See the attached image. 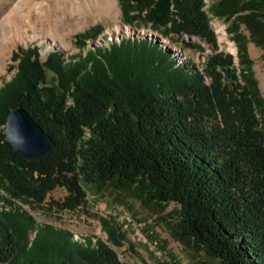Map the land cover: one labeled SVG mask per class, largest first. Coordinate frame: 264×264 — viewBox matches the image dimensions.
<instances>
[{
    "label": "trees",
    "instance_id": "1",
    "mask_svg": "<svg viewBox=\"0 0 264 264\" xmlns=\"http://www.w3.org/2000/svg\"><path fill=\"white\" fill-rule=\"evenodd\" d=\"M121 2L154 30L199 37L216 52L200 70L156 36L110 39L66 63L61 51L42 60L40 47H18V71L0 88V127L22 106L56 148L28 160L0 129V188L42 202L65 187L57 204L75 209L85 198L82 182L137 184L159 203L178 204L181 238L210 257L264 264V98L248 47L264 48V0ZM212 17L230 23L237 56L217 51ZM47 69L57 85L46 84ZM0 264L130 263L101 239L79 241L67 229L36 225L19 207H0Z\"/></svg>",
    "mask_w": 264,
    "mask_h": 264
},
{
    "label": "rangeland",
    "instance_id": "2",
    "mask_svg": "<svg viewBox=\"0 0 264 264\" xmlns=\"http://www.w3.org/2000/svg\"><path fill=\"white\" fill-rule=\"evenodd\" d=\"M16 0H0V20L10 11ZM49 2L51 0H38ZM51 1V2H50ZM209 1V0H207ZM117 7L110 4L102 8L95 3L91 10L83 15L59 9L54 15L53 24L31 28L25 24V38L13 43L0 57V88L10 81L18 71L19 58L13 57L18 47L36 45L41 49V59L45 60L50 51L58 50L63 54L65 63L71 57L85 53L89 48L108 46L110 39L117 40L125 36L158 37L163 44L182 61L194 62L200 70L206 67L208 58L216 50L196 36L186 34H164L162 27L154 30L143 16L131 17L139 12L125 9L121 0ZM100 6V7H99ZM145 15L144 12H140ZM73 14V15H72ZM133 18V19H132ZM131 20V21H130ZM134 20V21H132ZM211 24L217 34V51L229 52L235 56L238 47L228 32L230 23L219 17H212ZM87 33L88 37L81 39ZM190 45H186V43ZM249 54L253 72L264 98V48L249 41ZM201 46V48H199ZM5 48V47H4ZM84 55V54H83ZM56 74L47 69V85H57ZM70 102V100L68 101ZM5 126L0 127V129ZM85 191L84 201L75 209L62 208L68 191L57 187L50 191L40 202L33 197H16L0 188V207L8 209L19 207L27 211L36 225L50 224L71 231L74 239L85 242L86 239H98L106 242L122 262L130 264H222L210 257L205 249L184 235L179 223L180 206L174 202L159 203L153 200L149 190H140L138 185L123 189L115 183L104 185L82 182ZM110 230L118 235V242L110 238ZM34 233H32V237Z\"/></svg>",
    "mask_w": 264,
    "mask_h": 264
},
{
    "label": "bare ground",
    "instance_id": "3",
    "mask_svg": "<svg viewBox=\"0 0 264 264\" xmlns=\"http://www.w3.org/2000/svg\"><path fill=\"white\" fill-rule=\"evenodd\" d=\"M39 2L38 0H16L10 7V11L0 20V57L13 43L25 38L27 30L25 24L29 22L31 28L37 29L40 25L53 24V16L58 15V10L83 15L86 10H91L95 3L102 8L113 5L117 7L116 0H51ZM50 1V2H51ZM99 6V7H100ZM73 15V14H72ZM5 47V48H4Z\"/></svg>",
    "mask_w": 264,
    "mask_h": 264
},
{
    "label": "water",
    "instance_id": "4",
    "mask_svg": "<svg viewBox=\"0 0 264 264\" xmlns=\"http://www.w3.org/2000/svg\"><path fill=\"white\" fill-rule=\"evenodd\" d=\"M4 132V142L28 160L45 159L56 148L54 139L22 106L6 112Z\"/></svg>",
    "mask_w": 264,
    "mask_h": 264
}]
</instances>
